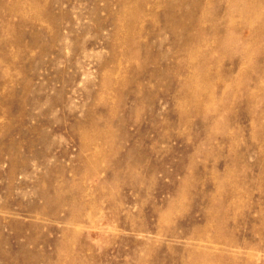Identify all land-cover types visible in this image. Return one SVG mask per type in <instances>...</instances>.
<instances>
[{
	"label": "rangeland",
	"instance_id": "rangeland-1",
	"mask_svg": "<svg viewBox=\"0 0 264 264\" xmlns=\"http://www.w3.org/2000/svg\"><path fill=\"white\" fill-rule=\"evenodd\" d=\"M0 264H264V0H0Z\"/></svg>",
	"mask_w": 264,
	"mask_h": 264
}]
</instances>
